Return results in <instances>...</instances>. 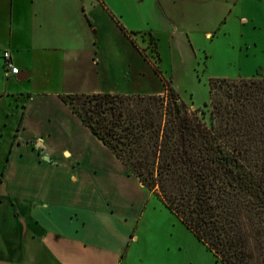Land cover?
Here are the masks:
<instances>
[{"label":"crops","instance_id":"crops-1","mask_svg":"<svg viewBox=\"0 0 264 264\" xmlns=\"http://www.w3.org/2000/svg\"><path fill=\"white\" fill-rule=\"evenodd\" d=\"M243 1L0 0V101L7 99L21 115L0 172V264L128 263V250L139 241L131 233L141 214L131 194H114L108 183L99 186L84 169L86 151L54 148L50 134L28 138V159L14 155L13 147L21 143L30 115H45L52 101L69 109L62 95L161 94L152 83L160 77L136 37L151 32L175 41L185 35L194 46V34L212 39L228 18H238ZM5 51L19 70L9 78ZM116 80L125 85L114 88ZM114 158L126 180L135 178Z\"/></svg>","mask_w":264,"mask_h":264},{"label":"trees","instance_id":"trees-1","mask_svg":"<svg viewBox=\"0 0 264 264\" xmlns=\"http://www.w3.org/2000/svg\"><path fill=\"white\" fill-rule=\"evenodd\" d=\"M153 68L161 94L61 100L217 262L264 264V77L211 79L206 111Z\"/></svg>","mask_w":264,"mask_h":264},{"label":"rangeland","instance_id":"rangeland-1","mask_svg":"<svg viewBox=\"0 0 264 264\" xmlns=\"http://www.w3.org/2000/svg\"><path fill=\"white\" fill-rule=\"evenodd\" d=\"M238 9L239 17L228 18L212 39L194 34V46H190L185 35L175 36V41H171L170 35L159 37L151 32L136 37L146 55L144 59L159 67L169 85L194 110H209L206 105L210 104L211 79L264 77V0H244ZM241 16L246 23L239 19ZM149 69L152 70L151 65ZM149 72L146 71L147 77L152 73ZM152 83L163 92L160 79ZM123 85L124 81L116 80L114 88ZM48 107L45 115H30L23 138L19 139L21 143L15 144L12 153L17 157L24 154V159H28L30 149L25 142L47 133L54 148H74L81 154L86 151L82 159L84 169L97 177L99 186L108 183L114 194L129 192L132 205L141 206V214L137 215L131 233L139 241L135 240L128 250L127 264H221L155 195L140 190L135 178L126 180L111 152L93 138L68 108L57 101L50 102ZM18 112L7 99L0 101V172L8 163L20 122ZM100 162L104 169L94 167L93 163L101 165ZM143 199L144 203L138 205Z\"/></svg>","mask_w":264,"mask_h":264},{"label":"built area","instance_id":"built-area-1","mask_svg":"<svg viewBox=\"0 0 264 264\" xmlns=\"http://www.w3.org/2000/svg\"><path fill=\"white\" fill-rule=\"evenodd\" d=\"M3 58L5 60V65H4V75H5V77L9 78L12 75H17L19 73V70L13 64L10 52L9 51H5Z\"/></svg>","mask_w":264,"mask_h":264}]
</instances>
